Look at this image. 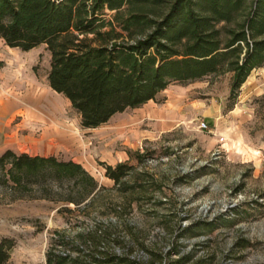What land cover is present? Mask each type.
<instances>
[{
  "label": "rangeland",
  "instance_id": "obj_1",
  "mask_svg": "<svg viewBox=\"0 0 264 264\" xmlns=\"http://www.w3.org/2000/svg\"><path fill=\"white\" fill-rule=\"evenodd\" d=\"M219 28L226 43L237 23ZM50 62L45 45L23 52L0 39V155L12 150L73 161L102 191L90 208L77 209L57 201L75 195L72 181L43 184L50 189L43 199L41 184L15 188L0 168V240L16 242L7 264H48L55 252L76 257L82 236L110 224L122 241L158 243L189 256L188 264L201 257L211 264H264V62L234 93L235 73L226 68L171 84L155 101L172 111L171 129L139 140L118 128L135 118V109L83 129L69 100L49 86ZM178 91L183 100L176 105ZM121 163L133 170L116 186L103 164ZM62 207L71 211L59 212Z\"/></svg>",
  "mask_w": 264,
  "mask_h": 264
},
{
  "label": "trees",
  "instance_id": "obj_2",
  "mask_svg": "<svg viewBox=\"0 0 264 264\" xmlns=\"http://www.w3.org/2000/svg\"><path fill=\"white\" fill-rule=\"evenodd\" d=\"M233 23L237 28L225 43L219 25ZM0 39L23 52L45 45L51 54L49 86L69 100L81 127L91 130L156 101L173 83L198 81L225 68L235 73L234 93L264 62V0H0ZM103 165L116 186L133 170L127 163ZM0 168L15 188L27 190L33 180L41 184L43 199L50 197L43 184L60 188L72 181L75 195L57 201L77 209L84 203L90 208L102 191L73 161L7 150ZM113 229L96 227L75 244L76 257L55 252L48 264L189 263V256L165 252L158 243L146 247L132 236L122 241ZM15 246L14 239L0 240V264L8 263ZM191 264L211 263L201 257Z\"/></svg>",
  "mask_w": 264,
  "mask_h": 264
},
{
  "label": "crops",
  "instance_id": "obj_3",
  "mask_svg": "<svg viewBox=\"0 0 264 264\" xmlns=\"http://www.w3.org/2000/svg\"><path fill=\"white\" fill-rule=\"evenodd\" d=\"M168 91V88L161 92L159 95H164ZM177 92V90H176ZM179 93V91H178ZM158 95V96H159ZM175 104L178 105L182 102V94L179 93L178 96H175ZM19 105L18 103L16 104ZM166 104H156L155 101H150L147 104L143 105L140 108L135 110H140L139 113L132 118L130 122H125L119 125V131L123 135H129L137 140L141 138H150L153 135L158 133H165L171 129V115L172 111L166 108ZM32 116L37 118L40 113L32 110L30 111ZM121 114V113H120ZM110 122V121H109ZM92 130V129H91ZM55 131V128H54ZM128 139V137L126 138Z\"/></svg>",
  "mask_w": 264,
  "mask_h": 264
},
{
  "label": "built area",
  "instance_id": "obj_4",
  "mask_svg": "<svg viewBox=\"0 0 264 264\" xmlns=\"http://www.w3.org/2000/svg\"><path fill=\"white\" fill-rule=\"evenodd\" d=\"M201 128H203V129H207V125H206L205 123H202V124H201Z\"/></svg>",
  "mask_w": 264,
  "mask_h": 264
}]
</instances>
